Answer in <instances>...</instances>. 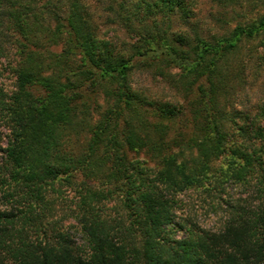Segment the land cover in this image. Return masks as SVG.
<instances>
[{"label": "trees", "instance_id": "trees-1", "mask_svg": "<svg viewBox=\"0 0 264 264\" xmlns=\"http://www.w3.org/2000/svg\"><path fill=\"white\" fill-rule=\"evenodd\" d=\"M183 2L118 0L101 27L84 0H0V264H264V79L227 108L264 8L205 35Z\"/></svg>", "mask_w": 264, "mask_h": 264}, {"label": "rangeland", "instance_id": "rangeland-1", "mask_svg": "<svg viewBox=\"0 0 264 264\" xmlns=\"http://www.w3.org/2000/svg\"><path fill=\"white\" fill-rule=\"evenodd\" d=\"M84 2L87 4L88 9L91 11L93 18L98 22L99 26L104 27L109 24L111 26L112 22L108 20L113 16V12L109 7L115 8L118 0H84ZM183 3L187 9L193 12V15H189L188 19L195 21L198 30L205 35L209 32L220 31L221 24H223L222 20H226L228 24H232L235 20H242L245 16L254 14L257 9L264 8V0H233L227 6H222L217 0H184ZM178 17L176 12L170 14L169 21L172 25L179 23L180 18ZM218 18H221V20ZM119 33L122 32L119 31ZM230 59L232 62V71L235 73L236 60L243 63L241 80L237 82L236 77L232 78L231 85H234V87L227 96V108L236 114V109L245 110L247 109L246 107L250 108V105L262 95L261 84L264 79V44L258 38L250 42L242 43L239 51ZM2 67L0 85L5 89H9L12 86L13 76L6 64ZM130 80L133 86L137 87L150 99L160 101L177 99L181 101L180 95L169 88L160 78L153 76L148 70H133ZM236 84H238L237 89ZM97 101L101 102L99 96L97 97ZM230 192H234V189ZM216 217L214 213L209 212L204 215L202 214L199 221L204 225L211 226L217 223ZM77 239H79L78 236Z\"/></svg>", "mask_w": 264, "mask_h": 264}]
</instances>
